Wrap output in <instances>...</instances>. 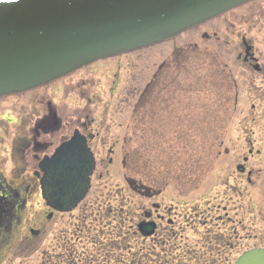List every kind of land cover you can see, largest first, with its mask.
<instances>
[{
    "label": "rangeland",
    "instance_id": "rangeland-1",
    "mask_svg": "<svg viewBox=\"0 0 264 264\" xmlns=\"http://www.w3.org/2000/svg\"><path fill=\"white\" fill-rule=\"evenodd\" d=\"M244 38L263 65L264 0L0 98V175L23 199L14 211L20 224L0 229V264H191L174 240L167 260L161 246L136 232L142 209L155 214V208L144 193L128 190L131 177L165 188L153 201L177 204L183 214L194 206L201 217L210 205L238 206L241 198L245 240L232 238L223 264L243 248L264 245V224L256 217L264 220V72L239 59ZM49 110L55 126L42 123ZM76 129L97 135L93 188L73 211L49 220L38 162ZM238 164L253 170L252 183H238ZM193 229L186 231L188 243L201 250L192 243L204 228ZM64 247L65 259L52 251Z\"/></svg>",
    "mask_w": 264,
    "mask_h": 264
},
{
    "label": "water",
    "instance_id": "water-1",
    "mask_svg": "<svg viewBox=\"0 0 264 264\" xmlns=\"http://www.w3.org/2000/svg\"><path fill=\"white\" fill-rule=\"evenodd\" d=\"M253 0H0V98L170 40ZM96 161L76 130L38 164L42 198L70 212L90 189ZM133 187L134 179H127ZM144 233V224H139ZM235 264H264V249Z\"/></svg>",
    "mask_w": 264,
    "mask_h": 264
},
{
    "label": "flooded vegetation",
    "instance_id": "flooded-vegetation-1",
    "mask_svg": "<svg viewBox=\"0 0 264 264\" xmlns=\"http://www.w3.org/2000/svg\"><path fill=\"white\" fill-rule=\"evenodd\" d=\"M243 46H244V54L239 53L238 56L241 62L243 64H249V67L253 68L255 72L262 74L264 72V66H263L264 64L263 65L259 64L257 60L260 55L258 57H255L256 55H254L253 46L248 45L246 43L245 38L243 40ZM260 60L261 62L264 63V57L263 58L261 57ZM164 64L165 63H163L162 66ZM149 84L150 83H148L147 86L145 87L148 88ZM147 88H144L143 93H145ZM46 117L44 121L41 120L44 125L48 124L49 126H55L57 124L55 114L54 112H52V110L51 111L49 110V115ZM49 118H51L52 120ZM83 126L86 128L87 126L86 123H84ZM82 134L87 138L88 146L90 147V149L94 154L92 144H93V140L96 139L97 135L93 133H85V134L82 133ZM70 137L71 136L65 138L61 142L70 139ZM124 141H127L126 137ZM45 155H50V154H45ZM243 161L244 162L247 161L246 155L243 156ZM236 170L238 171L237 173L239 180L238 183H240L241 181L248 182L249 184L252 183L251 180V176L253 175L252 169L247 168L243 164H238L235 166V171ZM140 186L144 187L143 190H139V188H137V190H134L131 186L128 188V190L140 195L144 193V197L148 201H150L149 206L155 208V214L154 212L149 210V208L147 209V207H144V209H142L143 219H141V221L139 222L144 224V233H142L139 230V224L137 225L138 230L136 232L142 235L144 239L147 240L153 239L155 246L157 247L161 246L163 250V254L167 257V260L169 259V257L167 256L168 252H171L174 248H176L178 249L176 250V252L180 250L182 252H185L182 255L190 259L191 264H217L216 262H221V261H222L221 263L223 264L224 261L226 260V253H227L226 250H230L234 245V244L232 245V238H236L237 240L243 238L245 240V236L241 235V232H243L245 228L244 205L241 198H239V202L237 203L238 206L231 205L230 203L223 206L210 205L205 209L201 210L200 212L201 217H200L199 214L196 213L197 208L194 206H192V209L190 210L189 213L186 212L185 214H183L182 209L178 210L179 205L177 204H172L167 202L158 203L156 201H153L155 197L162 195L164 193L165 188L163 187L155 188L150 184H145L140 181L137 182L136 180V184H134L133 187H140ZM92 188H93V184L91 179L90 189L84 199H86ZM237 188L234 187V189ZM20 194L21 193L17 190V188H14L13 186L10 185V183H7L5 178L0 175V229L3 226L5 230L8 232L11 231V225L13 222L15 225L18 223L20 224V219L18 215H16L15 213L16 207L23 205V199L21 198L22 196ZM81 203L82 201L78 204V206ZM181 204L182 206H185L183 205V203ZM232 209L236 211H234L233 216L231 217L230 211ZM220 211H222V213H220ZM216 212L219 213L215 214ZM58 213L62 214V212L49 208V212L47 216L49 220H51ZM261 216L262 215L259 214L258 212V215L256 216L257 220L259 217L258 223L261 224V222H263L264 224V220L261 218ZM230 223H232L233 225H230ZM199 224L203 226L204 231H202L203 233L199 237L195 236L194 239L195 244L193 242L192 245L198 246L200 242L202 246H201V250H195V248L194 247L191 248L190 244L188 243V239H190L191 236L186 234V231L189 230L191 232L192 230L193 232L194 230L193 228H195V234H196L197 233L196 229ZM1 232L2 231L0 230V234ZM172 240H174V244H173L175 245L174 248H172L171 246L172 244L169 245V241ZM253 248L264 249V245L252 247L250 249ZM250 249L243 248V251L239 254V256L235 259V261H233L232 264H235L237 259L241 256V254H243L245 251ZM67 250L69 249L65 248L64 251L63 250H52V251L53 252L58 251V253H60L58 257L61 258L62 256L65 259L64 256H66ZM70 251L73 252V250ZM51 255L56 256V254H51ZM213 257L216 258V262H215V258Z\"/></svg>",
    "mask_w": 264,
    "mask_h": 264
},
{
    "label": "trees",
    "instance_id": "trees-1",
    "mask_svg": "<svg viewBox=\"0 0 264 264\" xmlns=\"http://www.w3.org/2000/svg\"><path fill=\"white\" fill-rule=\"evenodd\" d=\"M8 196V195H7Z\"/></svg>",
    "mask_w": 264,
    "mask_h": 264
}]
</instances>
